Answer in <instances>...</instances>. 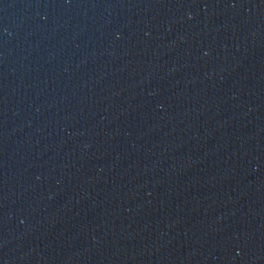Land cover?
Here are the masks:
<instances>
[{"label":"water","instance_id":"1","mask_svg":"<svg viewBox=\"0 0 264 264\" xmlns=\"http://www.w3.org/2000/svg\"><path fill=\"white\" fill-rule=\"evenodd\" d=\"M0 264H264V0H0Z\"/></svg>","mask_w":264,"mask_h":264}]
</instances>
